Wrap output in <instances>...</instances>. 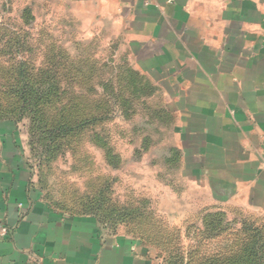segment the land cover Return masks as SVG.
I'll return each mask as SVG.
<instances>
[{
  "label": "crops",
  "instance_id": "1",
  "mask_svg": "<svg viewBox=\"0 0 264 264\" xmlns=\"http://www.w3.org/2000/svg\"><path fill=\"white\" fill-rule=\"evenodd\" d=\"M57 2L95 8L94 26H112L178 115L186 179L196 184L186 209L202 215L195 234L207 236L214 214L210 241L233 227L246 242L226 236L232 244L199 264H264V0ZM22 129L0 125V222L9 229L0 264H187L182 253L170 260L124 227L113 231L50 202Z\"/></svg>",
  "mask_w": 264,
  "mask_h": 264
},
{
  "label": "rangeland",
  "instance_id": "2",
  "mask_svg": "<svg viewBox=\"0 0 264 264\" xmlns=\"http://www.w3.org/2000/svg\"><path fill=\"white\" fill-rule=\"evenodd\" d=\"M95 13L57 0H0V125H22L45 197L124 227L170 260L182 253L199 264L232 244L226 236L242 247L233 227L220 241L209 239L217 227L195 234L202 215L186 209L196 184L186 179L178 115L112 26H94ZM186 218L196 225H169Z\"/></svg>",
  "mask_w": 264,
  "mask_h": 264
},
{
  "label": "trees",
  "instance_id": "3",
  "mask_svg": "<svg viewBox=\"0 0 264 264\" xmlns=\"http://www.w3.org/2000/svg\"><path fill=\"white\" fill-rule=\"evenodd\" d=\"M32 112V111H31ZM11 122V121H10ZM88 123L87 122H83V123H80V125H87ZM12 125H16V123L14 122V121H12ZM59 128V126H57L56 128H54V129H58ZM61 133V132H60ZM62 134V133H61ZM105 190H106V192H107V190L108 189H106L105 188ZM120 217H122L123 219H124V217H125V212L124 213H122V215L120 216ZM217 217H219V216H215L214 214L213 215H210V216H208V218L206 219V224H208L209 225V227H210V229H209V231L210 232H212L217 226V222H218V220H217ZM220 218V217H219ZM98 219V218H97ZM213 227H215V228H213ZM252 246H254V249H256L257 248V243H254ZM245 251V250H244ZM245 253H248V251H245ZM251 254H253V249L251 250ZM244 257H246V255L244 256ZM246 259V258H245ZM245 259H243V257H242V259H241V261H246V262H248V261H251L252 262V259H247V260H245Z\"/></svg>",
  "mask_w": 264,
  "mask_h": 264
},
{
  "label": "built area",
  "instance_id": "4",
  "mask_svg": "<svg viewBox=\"0 0 264 264\" xmlns=\"http://www.w3.org/2000/svg\"><path fill=\"white\" fill-rule=\"evenodd\" d=\"M9 235L8 227L0 222V241L6 239Z\"/></svg>",
  "mask_w": 264,
  "mask_h": 264
}]
</instances>
